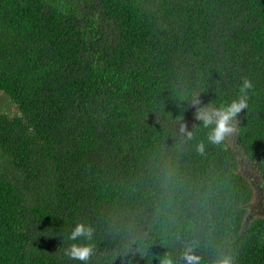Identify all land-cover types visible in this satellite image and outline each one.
Listing matches in <instances>:
<instances>
[{
    "label": "trees",
    "instance_id": "16d2710c",
    "mask_svg": "<svg viewBox=\"0 0 264 264\" xmlns=\"http://www.w3.org/2000/svg\"><path fill=\"white\" fill-rule=\"evenodd\" d=\"M245 78L256 194L190 105ZM0 93V264H264V0H0Z\"/></svg>",
    "mask_w": 264,
    "mask_h": 264
},
{
    "label": "clouds",
    "instance_id": "9594fccd",
    "mask_svg": "<svg viewBox=\"0 0 264 264\" xmlns=\"http://www.w3.org/2000/svg\"><path fill=\"white\" fill-rule=\"evenodd\" d=\"M252 88V82L247 78L243 79L239 88L240 94L229 103L220 107L201 106V101L198 97L192 99L190 105L195 108L194 119L201 121L205 128H210L208 133V142L210 144H221L236 132L237 117L248 107V91ZM179 132L188 139L192 138V132L188 130L185 123L180 125ZM204 147V144L200 143L197 145V151L203 153ZM93 233L94 230L91 226L77 223L71 230L68 239L71 241H77L82 238L91 240ZM64 253L70 259L87 264L93 254V247L90 244L73 243L65 248ZM183 256L185 264H197L200 259L194 254L191 246L185 247ZM161 264H173V261L170 258H165L161 261ZM215 264H233V259L230 256H223L217 259Z\"/></svg>",
    "mask_w": 264,
    "mask_h": 264
},
{
    "label": "rangeland",
    "instance_id": "374dc122",
    "mask_svg": "<svg viewBox=\"0 0 264 264\" xmlns=\"http://www.w3.org/2000/svg\"><path fill=\"white\" fill-rule=\"evenodd\" d=\"M0 104L3 108H8L9 110H11V113H15L14 107L12 105H9L6 102L3 94H1V93H0ZM226 140H227L230 148L232 149V151L237 156L239 172L249 180V182L251 183V185L253 187L254 193L255 194L258 193V189H259L258 185H260V184H258L259 177H258V174L256 173L254 167L252 166L251 163H249L244 158V154H243L241 148L234 143L231 136L228 137ZM259 201H260V198L257 197L255 200H253L252 205H251V209L256 211V213L258 212L259 207H260Z\"/></svg>",
    "mask_w": 264,
    "mask_h": 264
},
{
    "label": "flooded vegetation",
    "instance_id": "af4514ba",
    "mask_svg": "<svg viewBox=\"0 0 264 264\" xmlns=\"http://www.w3.org/2000/svg\"><path fill=\"white\" fill-rule=\"evenodd\" d=\"M261 201H262V199H261ZM261 201H259L260 202L259 210L261 212V215H264V203H262Z\"/></svg>",
    "mask_w": 264,
    "mask_h": 264
}]
</instances>
